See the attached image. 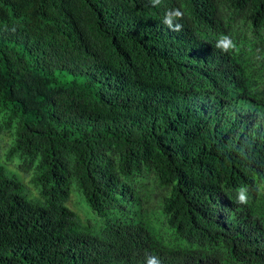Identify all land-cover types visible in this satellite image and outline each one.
<instances>
[{
  "label": "trees",
  "instance_id": "1",
  "mask_svg": "<svg viewBox=\"0 0 264 264\" xmlns=\"http://www.w3.org/2000/svg\"><path fill=\"white\" fill-rule=\"evenodd\" d=\"M263 66L264 0H0V264H264Z\"/></svg>",
  "mask_w": 264,
  "mask_h": 264
},
{
  "label": "clouds",
  "instance_id": "2",
  "mask_svg": "<svg viewBox=\"0 0 264 264\" xmlns=\"http://www.w3.org/2000/svg\"><path fill=\"white\" fill-rule=\"evenodd\" d=\"M150 3L153 7H159L164 3V0H150ZM184 17V13L181 11L180 8H174V9H169L165 12L164 17H163V21L162 23L164 25L167 26V28L172 31V32H180L183 28V25L181 23H179V20H182ZM216 48L220 49L222 52L224 53H228L231 50H235L236 49V44L231 40V38L228 35H222L216 42L215 45ZM231 73L229 71V69L227 67H223L220 71V75H224V74H228ZM261 82L264 84V66H263V73H262V80ZM246 189L241 187L240 189H238V197H237V203L240 204H245L247 203V196H246ZM38 198H40V192H39V196ZM71 199V196H70ZM69 201L67 202V206L74 210L75 212L78 213V205L76 203H74V201ZM37 200V197H36ZM71 203H74V207L71 206ZM90 211V210H89ZM94 212V211H93ZM95 213V212H94ZM78 218H76V229L83 234H89V233H85L83 231L80 230V223H81V216L78 213ZM100 217V216H99ZM101 218V217H100ZM103 219V218H101ZM102 233V230H101ZM100 233V235H101ZM92 235V234H90ZM92 236H97V235H92ZM99 236V235H98ZM146 257H147V264H162V261L159 259L158 256L155 255H148L146 253Z\"/></svg>",
  "mask_w": 264,
  "mask_h": 264
},
{
  "label": "rangeland",
  "instance_id": "3",
  "mask_svg": "<svg viewBox=\"0 0 264 264\" xmlns=\"http://www.w3.org/2000/svg\"><path fill=\"white\" fill-rule=\"evenodd\" d=\"M5 137H3L4 139ZM4 141L0 142V154L5 151L2 148ZM24 177L26 176L25 183L30 184V182L33 179V175L30 173H23ZM35 194L39 196V193L36 191V189H33ZM26 194V191H24ZM36 196V197H37ZM32 199L31 197H29ZM33 201H37L35 199H32ZM74 201L78 205V213L80 214L81 218V223H80V230L89 233L92 235H100L102 227H103V220L96 214L94 213L88 205L85 203L84 199L82 196L79 194V192L74 188L71 194V199L70 201ZM74 203H71V206L74 207ZM90 210V211H89Z\"/></svg>",
  "mask_w": 264,
  "mask_h": 264
}]
</instances>
